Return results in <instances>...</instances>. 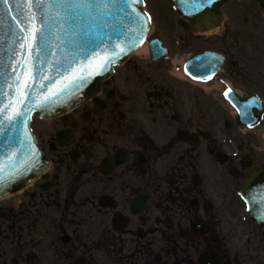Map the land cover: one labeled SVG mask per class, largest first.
Masks as SVG:
<instances>
[{
    "label": "flooded vegetation",
    "instance_id": "flooded-vegetation-1",
    "mask_svg": "<svg viewBox=\"0 0 264 264\" xmlns=\"http://www.w3.org/2000/svg\"><path fill=\"white\" fill-rule=\"evenodd\" d=\"M210 6V29L184 20L172 35L175 59L131 57L96 96L35 116L49 165L0 199V264H264V223L242 195L264 169V0ZM197 53L221 65L202 83L175 73Z\"/></svg>",
    "mask_w": 264,
    "mask_h": 264
},
{
    "label": "water",
    "instance_id": "water-1",
    "mask_svg": "<svg viewBox=\"0 0 264 264\" xmlns=\"http://www.w3.org/2000/svg\"><path fill=\"white\" fill-rule=\"evenodd\" d=\"M175 1L181 16L190 20L196 32L208 29L216 18L211 6L198 8L196 0ZM143 5V0L109 4L102 17L105 27L97 28L85 19L78 31L58 20L53 10L36 48H31V32L36 26L32 18H39V9L34 4L29 7L25 0H8L7 4L0 0V109H7L0 115L5 121L0 124V198L26 187L47 167L44 150L30 126L33 113L52 118L95 95L114 66L148 37L151 20ZM85 32L87 43L81 35ZM150 50L154 59L167 52L158 38L151 40ZM192 62L195 78L207 77L218 69L202 64L200 55ZM27 84L32 86L23 106L25 114L8 123L5 118L21 110ZM241 115L252 117V111L242 110ZM243 195L255 218L264 222V171L249 178Z\"/></svg>",
    "mask_w": 264,
    "mask_h": 264
},
{
    "label": "snow or ice",
    "instance_id": "snow-or-ice-1",
    "mask_svg": "<svg viewBox=\"0 0 264 264\" xmlns=\"http://www.w3.org/2000/svg\"><path fill=\"white\" fill-rule=\"evenodd\" d=\"M2 2L7 4L8 0H2ZM25 2L29 7L34 4L39 9V18H32L33 20H36V26L32 28L31 45L29 46L31 48H36L37 42L40 39V34L44 31L45 24L50 22L49 14L53 10H55V16L58 20H62L64 23L74 26L77 31L79 30L80 23L85 19L96 23L97 28L102 29L105 27L102 17L107 14L109 4H115L120 2V0H25ZM122 2L126 4L139 3L140 0H122ZM189 2H191V0H189ZM213 2L214 0H196L198 8L210 5ZM138 15H140V13H138ZM207 19L210 20L211 16L209 15ZM81 35L85 43H87L88 33H81ZM189 75H191V72ZM18 83L19 80H17V84ZM31 86V84L25 86L24 94L21 96V110L17 111L10 119L5 118L8 123H11L25 114L23 106L27 102L26 97L31 95L29 92ZM230 92L231 89L225 92V95H229ZM6 110L7 109H0V115H3V112ZM4 122V120H0V124H3Z\"/></svg>",
    "mask_w": 264,
    "mask_h": 264
},
{
    "label": "rangeland",
    "instance_id": "rangeland-1",
    "mask_svg": "<svg viewBox=\"0 0 264 264\" xmlns=\"http://www.w3.org/2000/svg\"><path fill=\"white\" fill-rule=\"evenodd\" d=\"M146 9L152 14L154 19L152 35L159 36L166 46L169 44V41L174 33L179 36L180 33L183 31L185 32L186 28L185 24H183L184 21H182L175 12L167 13L162 11L158 4V0H146ZM148 54L149 52L137 53L134 57L144 59L148 56ZM171 55L173 59H175V54L171 53ZM218 92L219 91H214V93ZM260 142L263 144L264 139L260 138Z\"/></svg>",
    "mask_w": 264,
    "mask_h": 264
},
{
    "label": "bare ground",
    "instance_id": "bare-ground-1",
    "mask_svg": "<svg viewBox=\"0 0 264 264\" xmlns=\"http://www.w3.org/2000/svg\"><path fill=\"white\" fill-rule=\"evenodd\" d=\"M142 52H149V46L145 43L140 49H139V51H138V53H142ZM176 65H177V67H176V69H175V73L177 74V75H180V76H182V75H184L183 74V71H182V67H183V61H181V60H176ZM205 85V84H204ZM212 85H214V86H218V84L217 83H212L211 84V86ZM207 86V85H206ZM205 86V87H206Z\"/></svg>",
    "mask_w": 264,
    "mask_h": 264
}]
</instances>
